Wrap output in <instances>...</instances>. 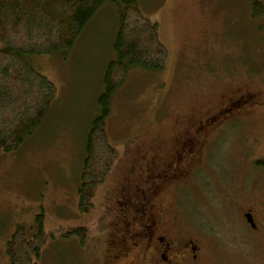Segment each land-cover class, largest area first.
<instances>
[{
	"label": "rangeland",
	"instance_id": "1",
	"mask_svg": "<svg viewBox=\"0 0 264 264\" xmlns=\"http://www.w3.org/2000/svg\"><path fill=\"white\" fill-rule=\"evenodd\" d=\"M252 1L137 0L156 23L168 58L162 68L131 66L112 96L105 129L117 153L86 210L77 197L83 142L104 65L114 56L115 6L100 7L67 57L26 56L55 88L20 148L0 151V264H8L13 231L23 226L31 235L39 214L43 244L32 264H96L93 249L72 229L96 233V218H108L123 183L132 198L144 187L149 153L174 158L200 118L243 94L254 104L241 102L230 118L207 124L209 140L203 146L204 137L196 136L190 157L154 202L160 216L174 213L178 229L202 241L205 264H264V225L251 230L242 216L249 209L264 217V0H257L258 15ZM111 249L106 240L100 264H123L113 261Z\"/></svg>",
	"mask_w": 264,
	"mask_h": 264
},
{
	"label": "trees",
	"instance_id": "2",
	"mask_svg": "<svg viewBox=\"0 0 264 264\" xmlns=\"http://www.w3.org/2000/svg\"><path fill=\"white\" fill-rule=\"evenodd\" d=\"M116 8L113 54L102 71L96 113L83 142L78 207L91 205L93 190L104 183L116 148L109 142L105 117L109 103L131 66L162 68L168 58L157 25L141 11L137 0H0V151H16L39 126L54 92V83L26 59L29 54L56 53L67 57L88 22L105 3ZM252 14L261 13L253 0ZM264 163V160L261 161ZM28 235L18 226L6 243L8 264H32L43 244L42 214ZM83 241L86 228L72 229Z\"/></svg>",
	"mask_w": 264,
	"mask_h": 264
},
{
	"label": "flooded vegetation",
	"instance_id": "3",
	"mask_svg": "<svg viewBox=\"0 0 264 264\" xmlns=\"http://www.w3.org/2000/svg\"><path fill=\"white\" fill-rule=\"evenodd\" d=\"M241 102L254 104L249 95H239L237 99L219 106L206 118H200L195 127L187 131L178 147L173 149L176 152L174 158L158 150L148 154L150 157L146 160L147 179L144 181V187H138L136 196L132 198L126 195V185L123 183L111 198L108 218H96L95 225L98 230L92 235L86 233V238L82 241L87 242L93 249L96 264H100V251L99 255L97 252L102 249L106 240L113 245L112 252L108 254L113 261L116 260L115 263L121 261L123 264H205L202 241L196 240L191 233L179 230L178 219L174 213L166 214L165 218L164 215L160 216L154 197H160L162 191L173 183L176 172L190 157L195 147L196 136H203L206 125L214 120L230 118ZM208 134L203 136V146L205 141L209 140ZM93 196H96V189L93 190ZM246 214L251 216V222L246 220ZM242 216L251 230H257L264 225V217L261 216V220L256 218L249 209L243 211ZM182 229L188 231L186 227Z\"/></svg>",
	"mask_w": 264,
	"mask_h": 264
},
{
	"label": "water",
	"instance_id": "4",
	"mask_svg": "<svg viewBox=\"0 0 264 264\" xmlns=\"http://www.w3.org/2000/svg\"><path fill=\"white\" fill-rule=\"evenodd\" d=\"M245 216H246V220H247L248 222H251V221H252L251 216H250L249 214H246Z\"/></svg>",
	"mask_w": 264,
	"mask_h": 264
}]
</instances>
